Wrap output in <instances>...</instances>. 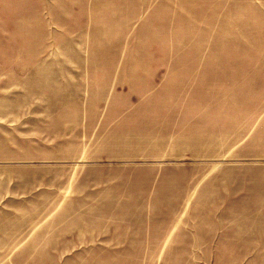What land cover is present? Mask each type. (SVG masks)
Returning a JSON list of instances; mask_svg holds the SVG:
<instances>
[{"label": "rangeland", "instance_id": "1", "mask_svg": "<svg viewBox=\"0 0 264 264\" xmlns=\"http://www.w3.org/2000/svg\"><path fill=\"white\" fill-rule=\"evenodd\" d=\"M0 264H264V0H0Z\"/></svg>", "mask_w": 264, "mask_h": 264}]
</instances>
